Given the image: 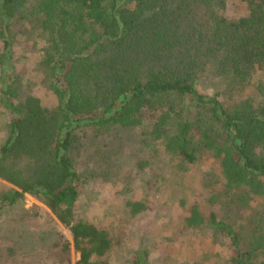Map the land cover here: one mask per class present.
<instances>
[{
	"label": "trees",
	"instance_id": "trees-1",
	"mask_svg": "<svg viewBox=\"0 0 264 264\" xmlns=\"http://www.w3.org/2000/svg\"><path fill=\"white\" fill-rule=\"evenodd\" d=\"M11 27L38 48L56 103L0 89V179L11 185L0 209L24 194L49 209L71 237L53 264H68L71 248L76 264H103L111 238L76 220L74 206L79 183L114 168L123 147L142 155L140 171L163 164L179 178L207 164L206 201L224 218L182 198L183 226L200 242L210 231L223 264H264V0H0L2 74ZM86 128L95 146L79 169L72 152ZM126 205L131 215L146 208ZM134 257L127 264H150L144 251Z\"/></svg>",
	"mask_w": 264,
	"mask_h": 264
},
{
	"label": "rangeland",
	"instance_id": "rangeland-1",
	"mask_svg": "<svg viewBox=\"0 0 264 264\" xmlns=\"http://www.w3.org/2000/svg\"><path fill=\"white\" fill-rule=\"evenodd\" d=\"M10 33V61H5V74L1 73L0 67V89L4 84L9 85L20 99L31 94L44 105H54L56 101L48 88L46 71L38 61V48H30L16 27H11ZM212 83V80L203 83L208 92L215 87ZM8 119L9 114L0 102V144L7 135ZM85 132L87 139L80 131L81 146L79 150L74 147L72 152L79 169L91 165L86 163L87 154L95 146L88 142L92 129L86 128ZM141 156L138 151L123 147L114 168L102 172L95 170V179L78 185L75 219L104 229L112 241L111 250L100 257V261L103 264H127L134 260L137 251H144L150 264H223L226 249L218 242L212 243L210 231L203 233L200 242L196 236L187 233L182 224L184 209L179 201L182 198L197 201L205 212L214 209L220 218H224L221 206L216 204L212 208L206 201L211 189L206 190L203 173L208 165L190 166L189 171H184L178 178L173 169L163 167V164L156 166L154 173L148 168L138 170L135 164ZM211 167L218 174L217 164L212 163ZM210 184L212 189L222 192L221 186ZM10 188L11 185L0 179V197ZM129 200L141 201L146 208L131 215L126 205ZM215 201L222 203L223 198L218 197ZM252 205L257 206L256 203ZM249 212H244L243 221L249 217ZM63 240L71 242L68 229L39 199L24 194L22 199L1 207L0 264H53L56 245ZM77 258L71 248L68 264H76Z\"/></svg>",
	"mask_w": 264,
	"mask_h": 264
}]
</instances>
